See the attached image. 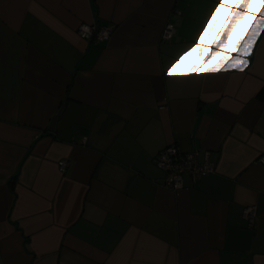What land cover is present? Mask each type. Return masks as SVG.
Segmentation results:
<instances>
[{
	"label": "crops",
	"instance_id": "obj_1",
	"mask_svg": "<svg viewBox=\"0 0 264 264\" xmlns=\"http://www.w3.org/2000/svg\"><path fill=\"white\" fill-rule=\"evenodd\" d=\"M239 3L0 0L3 264H264V2ZM170 143L214 171L163 186Z\"/></svg>",
	"mask_w": 264,
	"mask_h": 264
},
{
	"label": "built area",
	"instance_id": "obj_2",
	"mask_svg": "<svg viewBox=\"0 0 264 264\" xmlns=\"http://www.w3.org/2000/svg\"><path fill=\"white\" fill-rule=\"evenodd\" d=\"M175 31L171 22H166L160 33L161 40H168ZM112 28L109 24H98L95 21L82 23L77 28V33L81 38L89 42L107 41L110 38ZM257 161L264 165V151H262ZM153 163L165 172L162 185L177 190L183 186V176L189 174L193 181L201 178L205 174L214 171V163L209 158V152L204 153V158L200 159L198 150H182L176 144L170 143L160 149L153 157ZM67 160L61 158L57 161L60 172L65 171ZM243 217L248 226H253L256 219V205L248 204L243 208ZM0 264H3V258L0 252Z\"/></svg>",
	"mask_w": 264,
	"mask_h": 264
},
{
	"label": "snow or ice",
	"instance_id": "obj_3",
	"mask_svg": "<svg viewBox=\"0 0 264 264\" xmlns=\"http://www.w3.org/2000/svg\"><path fill=\"white\" fill-rule=\"evenodd\" d=\"M251 2V0H240V3H239V7L241 9H244V8H247L248 4ZM262 2H264V0H262ZM221 3H223V0H221ZM240 15V13H235L234 15V19L238 18ZM254 42V35L253 37L249 40L248 42V46L247 48L244 49L242 55H248L250 54V51H251V44ZM199 43V41H198ZM223 41H221L220 43H218L215 47L219 48L221 47ZM191 51V49L189 50ZM215 54V53H213ZM229 65L231 67H237V66H243V67H246L247 66V61L246 60H243V59H239V60H235V61H229L228 62ZM220 69L219 68H210L209 71H212V72H215V71H219ZM169 75H172V71H171V68L169 69V72H168Z\"/></svg>",
	"mask_w": 264,
	"mask_h": 264
}]
</instances>
